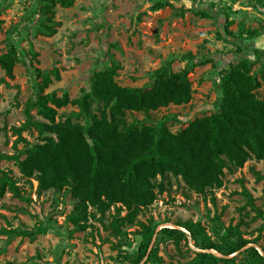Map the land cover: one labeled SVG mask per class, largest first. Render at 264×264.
I'll list each match as a JSON object with an SVG mask.
<instances>
[{"label":"rangeland","instance_id":"rangeland-1","mask_svg":"<svg viewBox=\"0 0 264 264\" xmlns=\"http://www.w3.org/2000/svg\"><path fill=\"white\" fill-rule=\"evenodd\" d=\"M156 2L164 5L154 8ZM51 9L45 11L41 0H0V55L11 47L16 55L11 76L0 67V153L21 151L19 159L41 141L35 126L15 131L26 120L27 103L39 94L80 99L95 71L114 67L117 84L148 88L159 72L187 69L189 101L148 115L125 113L127 123L164 122L176 132L216 110L221 76L231 64L247 60L258 79L264 67V0H73L68 6L55 0ZM263 94L262 85L257 95ZM30 114L48 121L36 107ZM67 116L86 121L77 102L56 108L55 120ZM4 173L20 196L8 186L0 196V264H132L140 239L137 221L151 223L158 241L150 264H204L201 252L228 258L214 264H256L249 247L264 256V157L224 168L223 184L204 192L190 189L180 176H157L164 189L155 187V198L135 222L121 225L122 236L111 222L126 214L120 203L104 211L88 206L85 227L78 228L70 218L77 200L67 189L38 190L37 179L23 176L13 158L0 159ZM189 219L199 221L215 242L221 240L216 231L225 239L228 234L221 225L237 227L223 244L228 248L240 238L249 242L229 254L200 248L177 225ZM165 226L182 229L186 237L162 236Z\"/></svg>","mask_w":264,"mask_h":264},{"label":"trees","instance_id":"trees-1","mask_svg":"<svg viewBox=\"0 0 264 264\" xmlns=\"http://www.w3.org/2000/svg\"><path fill=\"white\" fill-rule=\"evenodd\" d=\"M41 1L45 11L52 13L55 0ZM72 1L59 0L64 6ZM163 5L156 2L153 7ZM15 56L13 47L0 55V67L9 76ZM114 73V67L93 72L91 87L80 99L39 94L34 101L30 100L24 108L26 120L15 131L20 134L22 129L35 126L41 141L26 149L21 159V151L14 155L0 153V159H16L23 176L37 179L38 190L67 189L77 200L70 218L78 228L85 227L88 206L104 211L120 203L126 214L111 222L122 236L121 225L135 222L139 211L155 198V187L164 189L157 176H180L190 189L204 192L223 184L224 168L242 166L251 157H264V94L257 95V88L264 86V67L258 79L251 73L247 60L231 64L221 76L222 96L215 104L216 110L194 118L176 132H171L164 122L127 123L125 113L136 110L148 115L150 110L168 103L189 101L192 89L187 69L159 72L148 88L119 85L113 80ZM68 102L83 106L84 123L72 121L70 116L55 120L56 108ZM94 103L96 112L92 110ZM31 107H36L48 121L32 119ZM6 186L20 196L14 180L4 173L0 175V196ZM137 222L140 239L132 264H150L158 241L152 239L151 223ZM177 225L200 248L215 249L221 254H229L249 242L240 238L231 248L223 246L229 240L228 234H234L237 227L221 225L220 229L228 233L227 240L216 231L221 240L215 242L199 221L189 219ZM159 233L175 240L186 237L182 229L174 227H161ZM249 251L257 259L256 264H264V256L254 247H249ZM200 256L204 264L228 259L212 252H201Z\"/></svg>","mask_w":264,"mask_h":264}]
</instances>
